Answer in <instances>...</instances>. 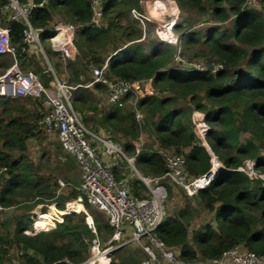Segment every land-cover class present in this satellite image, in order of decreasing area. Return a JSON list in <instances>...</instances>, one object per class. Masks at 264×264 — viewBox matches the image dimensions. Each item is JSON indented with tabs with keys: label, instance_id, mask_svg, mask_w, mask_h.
Masks as SVG:
<instances>
[{
	"label": "trees",
	"instance_id": "16d2710c",
	"mask_svg": "<svg viewBox=\"0 0 264 264\" xmlns=\"http://www.w3.org/2000/svg\"><path fill=\"white\" fill-rule=\"evenodd\" d=\"M92 1L51 0L44 9L33 11L30 21L34 26L50 29L42 35L43 44L55 33L51 29V22L56 13L70 23L83 25L76 38L78 52H82L83 57L77 55L75 60H70L75 68L74 78L79 80L83 76L80 82L83 85L89 80L86 69L91 64L101 67L106 60L103 58L105 54L110 57L107 78L152 80L153 94L140 99L136 107L147 119L156 146L137 153L134 144L127 141L124 144L126 153L135 156L134 163L138 171L147 177L164 174L167 168L159 150L183 155L189 177L201 176L210 169L211 155L196 136L190 118L195 111L203 114L210 127L206 135L209 150L226 168L216 174L210 186L196 195L214 214V225H204L190 237L189 226L195 215L193 207L187 202L185 209L165 217L154 232L156 237L168 247L178 250L180 258L187 264L220 258L238 245L264 256V181L240 170L245 161L251 160L254 161V170L264 174V15L261 10L244 8L246 0H208L210 15L219 22L234 17L231 34L237 44L224 43L220 37L224 38L225 34L221 33L217 37L219 30L211 29L204 40L209 51L201 54L208 59V69L214 65L222 68L215 73H188L172 68L176 48L163 39L152 42L148 52L140 44L119 46L118 36L123 40L122 43L142 38V29L135 25H122L121 20L126 12L139 9L143 0H105L101 9L106 25L102 29L86 26L92 16ZM173 1L181 10L192 8L201 15L207 13L205 0ZM7 2L0 0V9ZM5 23L11 28V43L17 56L22 58L26 55L21 51L25 26L13 21ZM180 30L181 27L177 25L175 31ZM181 41L185 44V50L197 42V37L192 33H183ZM94 87L106 89L101 83ZM30 99L33 98L23 100ZM82 101L83 96L75 99L77 111L81 109L77 102ZM181 101L187 104L181 106ZM12 107L19 112L24 111L22 105L14 104ZM11 110L6 106L3 113L12 115ZM42 114L39 116L42 117ZM139 128L134 112L126 119L122 109L117 106L107 112L102 121L104 133L121 132L125 136L137 138ZM4 133L6 142L4 149L0 150V166H8L9 172L3 183L1 205L13 207L20 198L41 197L37 202L56 198L50 185L44 186L42 181L34 180V166L29 164L25 156L27 141L35 135L34 127L21 118L11 117ZM12 151L20 152L19 159L12 158L9 153ZM121 169L122 164H119L112 170L118 180L122 179ZM136 183L139 181L130 180V191L142 197ZM78 194L77 189L60 197V208L64 209L65 202L75 199ZM83 205L93 212L87 198H84ZM50 214H41L44 222L38 219V228L50 224ZM92 215L98 237L103 232L113 234L114 228L109 220L103 222L94 212ZM32 222L30 218H21L11 233L10 242L20 249L24 264H53L65 258L71 264H82L89 258L91 241L96 234L88 226L84 213L66 215L56 228L34 236L25 233ZM123 251L125 247L118 248L114 256ZM3 253L6 251L0 246V264ZM117 262L114 264H142V257L137 252L129 251L125 258H119Z\"/></svg>",
	"mask_w": 264,
	"mask_h": 264
},
{
	"label": "built area",
	"instance_id": "2783aa9c",
	"mask_svg": "<svg viewBox=\"0 0 264 264\" xmlns=\"http://www.w3.org/2000/svg\"><path fill=\"white\" fill-rule=\"evenodd\" d=\"M50 1L8 0L7 4L0 9V18L2 14H5L7 15L5 19L7 22H19L25 26L22 53L27 54L30 48L35 47L42 52L46 60H48V57L41 38L50 29L34 26L30 21V15L37 9H44ZM104 1H92V16L86 26L93 29L105 27L101 9ZM168 2L169 0H155L152 3V8L156 9L157 14L165 15ZM130 12L144 30H146L148 22H155L160 28L163 40L176 48L172 68L188 73H204L207 71L215 73L222 68L220 65H214L211 69H208L205 65L188 62L184 59L181 39L175 33L177 22L176 18H172L174 14L169 15L171 20L161 23L160 21H154L152 18L154 15L152 14H144L137 9H132ZM82 26L70 22H60L51 28L55 33L48 42L52 52L61 61L67 62L76 58L79 53L76 38L78 30ZM10 35L11 28L9 25L5 22L0 23V58L12 55L15 59L6 73L0 76V96L40 100L45 112L42 114L39 125L49 134L57 133L64 150L75 158L82 173L78 196L72 202L67 201V206L63 209H66L65 212L58 211L59 213L51 218L53 224L51 223L46 227L53 228L56 227L57 223L63 222V214L70 215L80 212V209L75 208V205H81L83 206L81 210L87 216L88 226L96 234V237L91 241L90 257L82 264L95 261L100 254L107 255L108 251L101 246L92 217L83 205L84 198H87L92 207L108 216L109 223L114 228L113 236L108 243L110 248H115L113 251L127 244L135 243L140 245L147 254L143 264H157L159 258L166 264H187L180 258L178 250L168 247L164 241L158 239L154 234L156 228L166 217V200L168 197L166 186L159 183H172L185 189L190 195H197L200 190L212 184L219 171L226 169L222 162L213 153H210V169L201 176L189 177L183 155L159 150L166 164V172L155 177L140 176V180L148 189L149 194L147 197L133 195L130 191L131 179L118 180L114 177L112 170L122 160L133 164L135 156L127 155L125 146L116 139L88 128L80 114L73 107V96L75 90L79 87H90L101 83L106 86L108 101L111 105L122 108L127 100L133 101L136 118L140 121L144 115L137 109L136 104L152 92L149 85L150 81H126L107 78L110 58L108 57L101 67L92 69L94 79L90 84H68L60 79L52 66H49L48 70L45 71L51 78L49 83H46L39 74L33 71H25L19 65L17 52L11 43ZM193 124L196 136L205 145L206 135L210 127L201 112L195 113ZM135 146L137 145L135 144ZM98 150H102L103 160L98 157ZM140 150L141 148H137L136 152L139 153ZM111 159L112 165L109 163ZM240 170L244 171L242 167ZM8 172V166H0V198ZM254 176L263 177V175L257 173ZM58 182L61 190L65 184L60 180ZM153 183L156 184L155 187H153ZM59 192L58 194H60ZM6 209L0 203V230L3 226L2 213ZM39 212L41 213L40 210L36 211L37 215H39ZM37 224L38 220L34 225L36 232L40 230ZM26 233L33 235L34 232L26 231ZM116 243L119 244L113 246ZM53 264H71V262L65 258ZM204 264H264V256L256 255L246 250L242 245H238L226 251L220 258L204 261Z\"/></svg>",
	"mask_w": 264,
	"mask_h": 264
},
{
	"label": "rangeland",
	"instance_id": "374dc122",
	"mask_svg": "<svg viewBox=\"0 0 264 264\" xmlns=\"http://www.w3.org/2000/svg\"><path fill=\"white\" fill-rule=\"evenodd\" d=\"M155 0H150L147 4L148 7L146 8L145 5H141L139 9L140 12L147 14V9L152 7V3ZM167 1V0H165ZM248 2V3H246ZM244 4V8H253L259 9L264 15V0H246ZM207 7V13L205 15H201L197 10L192 8H186L181 10L177 3L173 0H170L167 3V13L163 14H156L154 13V21H160L161 23H165L171 20L169 15L174 14L172 18H176L177 25L181 27L179 32L175 33L180 37L183 33H192L197 37V42L193 43V45L187 47L185 50L183 49V57L188 62H194L197 64H202L207 67L208 59L202 56V52L208 53L209 49L204 44V40L208 37L211 29H218L219 32L216 35L220 37V34H225V37H220L226 44H237L232 37V29H233V21L234 17L231 16L226 22H219L215 18L210 15L211 5L208 0H205L204 3ZM227 8V6H225ZM7 15L2 14L0 18V23L3 24L4 20L6 19ZM60 22H68L64 16L61 14L56 13L54 16V20L51 22V27H54L57 23ZM122 25H135L136 27L139 24V21L135 20L131 15V12H126L121 20ZM157 36L162 37L160 28L158 25L149 22L147 23V37L146 40L140 45L146 47V49L150 48V44L154 41H157ZM119 46H123V40L120 39L118 36ZM162 39H164L162 37ZM182 42V41H181ZM184 42L182 43V45ZM44 45L45 52L47 54L48 60L44 58L42 52L38 48H30L29 52L23 56L22 58H18L19 65L25 71H33L39 74L43 81L49 83L51 78L48 76V73H45L48 70L49 66H52L55 71L57 72L60 79L64 80L68 84L71 85H78L81 84L84 77L80 76L79 80L74 78V66L70 64V61L63 62L59 57L54 54L51 50L50 43L47 42ZM185 45V44H184ZM183 45V46H184ZM185 48V47H184ZM109 54V53H108ZM80 57H83V53L79 52L77 54ZM108 55H103V58L107 59ZM15 59L12 55H7L5 57L0 58V76L4 75L8 68L12 66ZM97 66L94 64L90 65V68L86 69V76L89 78L86 84H90L93 81V73L92 69L96 68ZM244 67V66H243ZM245 70V68H244ZM76 81V82H71ZM81 82V83H80ZM79 96H83L82 102H77L78 106H81V109L78 111L82 113L83 122L85 125L90 128L94 129L98 133L105 134L109 137H112L119 141L122 144L125 142H130L132 145L135 143L137 144L136 148L142 149H153L155 146V139L153 133L150 131L148 126V121L144 117L143 120L137 121L140 124L139 128V135L137 138H133L132 136H125L121 132H108L104 133L102 129V121L104 115L109 112L113 106L109 103L107 97V90L106 89H94V86L90 87H80L74 92L73 96V107L75 108V99ZM133 101L127 100L124 107H122V114L127 119V117L133 112L134 105L132 104ZM19 104L24 107V111L19 112L18 110H14L12 107L13 105ZM187 104L184 101H181L180 105L184 106ZM8 106L12 109V115L8 113H3V109ZM82 110V111H81ZM77 111V110H76ZM77 111V112H78ZM45 112V108L43 107L42 103L36 101L34 99L30 100H23L22 98H7L0 96V150H3V146L6 142L5 138V127L11 120V117L14 118H21L24 122H28L31 126L34 127V136L27 141L28 151L26 152V157L29 159V164H33L32 170L36 175L34 176V180L37 182H41L44 186L50 185V189L54 190L56 193V198H52L51 200H43L44 202H37L41 197H29V198H20L17 202L18 204L7 208L3 211V227L0 233V246L5 249L6 253H3L2 263L1 264H24L23 258L20 253V249L13 243L10 242L12 239V231L16 222L19 221L21 218L31 219L33 222L31 223L32 228H34L35 222L39 219L41 222V217L43 214H47L51 212V216L49 218V223H52L51 218L54 215H57L59 212H65V210L60 208L59 199L63 195H69L73 190H77L78 187L81 185L82 181V173L81 168L77 161L70 156L61 145L57 133L49 134L44 131V129L39 125V121L41 117L39 114ZM39 113V114H38ZM142 113V112H141ZM194 112L191 114V119L193 120ZM143 114V113H142ZM142 134L143 141L139 139L140 135ZM244 138L246 136H243ZM203 143V142H202ZM204 145V143H203ZM125 146V145H124ZM206 148H209L207 143L204 145ZM209 151V149H208ZM14 160L19 159L20 152L19 151H12L9 152ZM211 153V152H210ZM128 155V154H127ZM130 156V155H129ZM98 157L103 160V152L102 150H98ZM112 163V159L109 161ZM119 164H122V169L120 170L122 174V179H131V180H138L139 183L135 184L136 188L140 191L142 197H147L149 194L148 189L145 187L143 182L140 180V176L147 177L142 175L138 169L135 167V163L133 164L122 160L119 161ZM112 165V164H111ZM136 170H135V169ZM243 170L252 178H254L255 173L263 175L261 178L264 181V174L259 173L254 170V161L247 160L244 162ZM253 172H252V170ZM260 178V177H259ZM62 181L65 185L60 190V183L58 181ZM159 184H163L166 186L168 197L166 200V216L168 215H176L177 212L181 209H185L187 202L191 204L194 209V218L189 226L190 237L193 235L195 231L207 224H215V216L213 213H210L208 209L201 203L199 198L196 195H190L185 189L178 187L172 183L161 182ZM156 184L153 183V187ZM60 191V192H59ZM58 192L60 194H58ZM41 201V200H40ZM74 201L71 199L69 202ZM67 201L65 202V206ZM75 208L80 209L79 205H75ZM41 211L39 215H37L36 211ZM87 213L92 217L94 222V216L92 213H95L100 220L103 222L108 220V216L98 209L92 207V211L85 209ZM79 213H84L83 210H80ZM42 214V215H41ZM86 215V214H85ZM66 215L63 214V219ZM87 221V216H86ZM49 224V225H50ZM53 224V223H52ZM58 224V223H57ZM30 225V226H31ZM57 226V225H56ZM56 227L50 228H39L40 230L36 232L33 230V235L39 234L40 232L50 231ZM114 233V232H113ZM113 234L109 235L106 232H103L101 236H99V240L101 242V246L103 249L107 250V255L110 254L113 249L110 248L108 244L111 240ZM119 243L114 244L118 245ZM125 251L120 253L117 256H114V253L110 255L108 258V264H114L115 262L119 261V258H125L126 252L134 251L137 252L139 256L142 257V264L143 261L146 260L147 254L144 252L143 248L140 245L135 243L127 244L125 246ZM116 251V250H115ZM114 251V252H115ZM90 257V255H89ZM89 259V258H88ZM118 263V262H117ZM204 264L203 260H198L197 264ZM157 264H166L161 258H159V263Z\"/></svg>",
	"mask_w": 264,
	"mask_h": 264
},
{
	"label": "crops",
	"instance_id": "0c3cea01",
	"mask_svg": "<svg viewBox=\"0 0 264 264\" xmlns=\"http://www.w3.org/2000/svg\"><path fill=\"white\" fill-rule=\"evenodd\" d=\"M150 0H143L142 1V4L143 5H145V7L147 6L148 7V2H149ZM170 1V0H169ZM174 2V1H173ZM146 7V8H147ZM147 13L148 14H152V15H154V13H156V9L155 8H152L151 7V9H150V7L147 9ZM157 14V13H156ZM4 22H7L6 20H4ZM149 23V22H148ZM152 23H154V24H156L155 22H152ZM105 25H106V23H105ZM157 25V24H156ZM139 29H142L143 30V36H142V38L141 39H139V40H137V41H134V42H124L123 44V46L122 47H125V46H128V45H132V44H140V43H142V42H144L145 40H146V37H147V28H146V30H144L143 28H142V26L140 25V23L138 24V26H137ZM157 41H160L161 39H162V37H160V36H157ZM151 45V44H150ZM145 48V50H146V52H148V49H146V47H144ZM75 60V59H74ZM150 81V82H149ZM148 82H149V85L151 86V93H149L148 95H151V94H153V87H152V80H149ZM147 82V83H148ZM94 89H95V87H94ZM113 107H116V106H114V105H112ZM120 108V107H119ZM121 109V108H120ZM133 112H134V114H135V118H136V113H135V110H133ZM196 112H198V111H195L194 113H193V115H195V113ZM79 113V112H78ZM80 114V113H79ZM82 117V116H81ZM143 118H144V116H143ZM143 118L141 119V120H143ZM83 119V118H82ZM136 120H137V118H136ZM84 121V120H83ZM138 121V120H137ZM193 121V120H192ZM139 123V122H138ZM139 139L140 140H142L143 141V137H142V134L140 135V137H139ZM124 145V144H123ZM135 145V144H134ZM137 145V144H136ZM154 146H156V145H154ZM136 147V146H135ZM136 150H137V148H136ZM80 206V210L82 209V207L83 206H81V205H79ZM9 209V208H8ZM39 214H40V212H39ZM4 224V223H3ZM33 225V224H32ZM32 225L29 227V228H27L26 229V231H32L33 232V230H34V228H32ZM3 227V226H2ZM2 229V228H1ZM2 231V230H1ZM1 231H0V233H1ZM26 231H25V233H26ZM41 233V232H40ZM27 234V233H26ZM27 235H30V234H27ZM30 236H34V235H30ZM196 264H197V262H196ZM199 264V263H198ZM203 264V263H202Z\"/></svg>",
	"mask_w": 264,
	"mask_h": 264
},
{
	"label": "bare ground",
	"instance_id": "6f19581e",
	"mask_svg": "<svg viewBox=\"0 0 264 264\" xmlns=\"http://www.w3.org/2000/svg\"><path fill=\"white\" fill-rule=\"evenodd\" d=\"M108 264V257L107 255L100 254L95 261H91L88 264Z\"/></svg>",
	"mask_w": 264,
	"mask_h": 264
},
{
	"label": "water",
	"instance_id": "95a60500",
	"mask_svg": "<svg viewBox=\"0 0 264 264\" xmlns=\"http://www.w3.org/2000/svg\"><path fill=\"white\" fill-rule=\"evenodd\" d=\"M115 251V250H114ZM114 251H112L110 254L107 255V257L109 258L110 255H112L114 253ZM110 264V263H109Z\"/></svg>",
	"mask_w": 264,
	"mask_h": 264
},
{
	"label": "clouds",
	"instance_id": "9594fccd",
	"mask_svg": "<svg viewBox=\"0 0 264 264\" xmlns=\"http://www.w3.org/2000/svg\"><path fill=\"white\" fill-rule=\"evenodd\" d=\"M207 149H209V148H207ZM211 151L209 150V153H210ZM212 153V152H211ZM223 164V163H222ZM136 167V166H135ZM87 222V221H86Z\"/></svg>",
	"mask_w": 264,
	"mask_h": 264
}]
</instances>
